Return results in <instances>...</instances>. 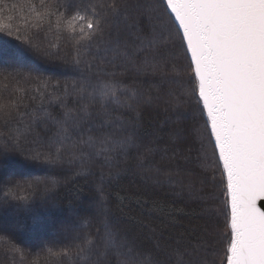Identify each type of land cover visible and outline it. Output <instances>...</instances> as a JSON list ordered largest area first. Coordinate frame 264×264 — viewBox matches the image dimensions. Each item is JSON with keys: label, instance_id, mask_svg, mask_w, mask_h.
Wrapping results in <instances>:
<instances>
[{"label": "snow or ice", "instance_id": "6c2138e0", "mask_svg": "<svg viewBox=\"0 0 264 264\" xmlns=\"http://www.w3.org/2000/svg\"><path fill=\"white\" fill-rule=\"evenodd\" d=\"M41 8L38 20L55 15L68 33L81 69L75 99L69 107L54 96L59 85L49 91L38 67L21 74L24 53L0 51V156L99 160L118 169L109 175L139 176L141 207L166 217L142 218L136 232L101 204L80 231L64 229L69 243L49 248L46 264H264V0H41ZM31 47L45 58L60 51ZM46 102L63 111L53 116ZM54 186L29 185L44 197ZM176 201L181 220L170 211Z\"/></svg>", "mask_w": 264, "mask_h": 264}, {"label": "trees", "instance_id": "16d2710c", "mask_svg": "<svg viewBox=\"0 0 264 264\" xmlns=\"http://www.w3.org/2000/svg\"><path fill=\"white\" fill-rule=\"evenodd\" d=\"M57 2L64 3L65 0H44L49 5ZM74 2L79 4L82 0ZM32 5H35V10ZM43 11L41 0H0V51L24 53L21 74L30 69L28 64L38 67L40 78L49 83L48 90L52 91V86L58 84L59 88L53 95L61 97L72 107L71 101L75 99L73 85L78 84L81 69L73 62L72 45L66 39L68 33L64 31L63 24L58 32L55 15L38 20L36 12ZM57 35L62 38L57 40ZM41 42L44 46L57 44L60 51L57 53V49L52 48L51 51L57 53L55 56H39L31 45ZM36 88L37 85L32 84L30 91L35 93ZM44 107L53 116L63 111L56 103L46 102ZM49 127L52 125L49 124ZM42 128L38 129L41 135H47ZM117 170H110L99 160L82 164L77 158L71 163L66 160L60 165H50L43 161L34 162L18 151H10L7 157L0 156V219L3 221L0 225V264H46L49 248L59 252L69 243V239L62 234L64 229L80 231L81 219L99 217L101 204L106 206L112 219L118 221L121 227L136 232L140 230L139 220L142 218H150L156 224L166 220L164 213L158 210L149 212L148 206L141 207L145 194L141 178L123 172L119 176L108 174ZM54 182L55 186L47 197L34 194V189L29 187L39 185L43 189L45 185L51 187ZM6 184L12 188L7 198ZM151 196L165 203L171 199L164 191H156ZM180 207L183 205L176 201L170 210L177 220L184 218L182 212L175 210ZM4 223H11L20 231ZM83 230L95 233V227Z\"/></svg>", "mask_w": 264, "mask_h": 264}, {"label": "rangeland", "instance_id": "374dc122", "mask_svg": "<svg viewBox=\"0 0 264 264\" xmlns=\"http://www.w3.org/2000/svg\"><path fill=\"white\" fill-rule=\"evenodd\" d=\"M25 62H22V64H24ZM27 64V63H26ZM24 66V65H23ZM27 67L29 68H32V67H34L32 64H28L27 65ZM13 213L14 214H16L17 215V212H14L13 211ZM1 223H3V221L0 219V225H1ZM5 225H7L8 227H12L14 230H17V232H19L20 231V229L18 228V227H16V226H13L11 223H4ZM63 225H64V223H63ZM65 225H68L66 222H65ZM53 236V235H52Z\"/></svg>", "mask_w": 264, "mask_h": 264}]
</instances>
